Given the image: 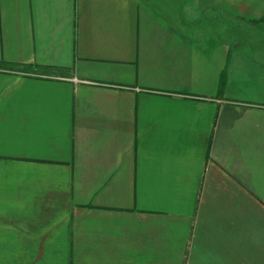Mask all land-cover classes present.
Segmentation results:
<instances>
[{
  "label": "crops",
  "instance_id": "crops-1",
  "mask_svg": "<svg viewBox=\"0 0 264 264\" xmlns=\"http://www.w3.org/2000/svg\"><path fill=\"white\" fill-rule=\"evenodd\" d=\"M0 264H264V0H0Z\"/></svg>",
  "mask_w": 264,
  "mask_h": 264
},
{
  "label": "trees",
  "instance_id": "trees-1",
  "mask_svg": "<svg viewBox=\"0 0 264 264\" xmlns=\"http://www.w3.org/2000/svg\"><path fill=\"white\" fill-rule=\"evenodd\" d=\"M225 79H226V74L223 72V73H222V76H221V79L219 80V86H220L221 88H222V86L224 85Z\"/></svg>",
  "mask_w": 264,
  "mask_h": 264
}]
</instances>
